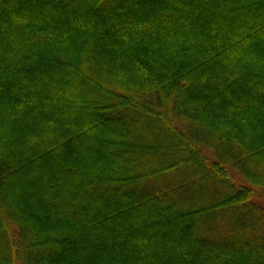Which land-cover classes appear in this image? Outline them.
I'll return each mask as SVG.
<instances>
[{"label": "trees", "instance_id": "obj_1", "mask_svg": "<svg viewBox=\"0 0 264 264\" xmlns=\"http://www.w3.org/2000/svg\"><path fill=\"white\" fill-rule=\"evenodd\" d=\"M0 264H264V0H0Z\"/></svg>", "mask_w": 264, "mask_h": 264}]
</instances>
